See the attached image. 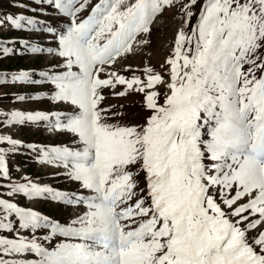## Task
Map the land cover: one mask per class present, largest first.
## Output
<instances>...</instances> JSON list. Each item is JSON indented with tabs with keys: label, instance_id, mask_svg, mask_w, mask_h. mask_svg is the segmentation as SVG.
<instances>
[{
	"label": "snow or ice",
	"instance_id": "1",
	"mask_svg": "<svg viewBox=\"0 0 264 264\" xmlns=\"http://www.w3.org/2000/svg\"><path fill=\"white\" fill-rule=\"evenodd\" d=\"M34 2L33 12L51 10L64 28L3 13L0 29L51 33L56 46L0 37V58L48 53L63 58L51 66L62 70L0 71V86L51 83L50 99L71 110H0V129L43 127L72 139L46 146L0 130V264H264V0H203L198 14L200 0H179L183 23L161 65L167 79L147 65L145 79L108 67L177 0ZM117 85L125 90L115 96L144 95L143 124L108 123L123 114L108 115L102 90ZM16 154L78 187L13 180L7 157ZM17 197L86 207L64 224ZM56 237L65 239L49 246Z\"/></svg>",
	"mask_w": 264,
	"mask_h": 264
},
{
	"label": "rangeland",
	"instance_id": "2",
	"mask_svg": "<svg viewBox=\"0 0 264 264\" xmlns=\"http://www.w3.org/2000/svg\"><path fill=\"white\" fill-rule=\"evenodd\" d=\"M24 3L29 4L28 9L21 7H14L13 0H0V14L3 13H24L29 16H36L38 19L50 23L51 25H59L60 29L64 28V24L59 20L53 19L54 13L51 10L43 12H33L32 8L40 7L34 0H23ZM187 3V0H183ZM203 0L193 8L194 13H199ZM180 2L177 0L174 7H166L162 14H158V18L151 28L150 34H141L137 37V41L133 43V52L118 58V62L108 67V71H116L126 78L132 76H139L145 79L144 67L150 66L156 72H160L167 79L166 69H161V65L172 54L174 48V41L177 34V29L183 23L181 19L182 13L179 11ZM85 12L82 15L86 16ZM197 16L193 15L186 31L191 30V26L196 23ZM0 37L9 39L26 38L32 43L41 46L55 47L57 41L54 34L42 32H27L25 30L11 29L10 26L0 29ZM140 40H148V44L139 43ZM15 48L22 51L23 46L19 43L15 44ZM63 58H57L48 53L42 54H13L9 57L0 58V71L16 72L19 70H49L61 71L62 69H52L51 66L58 64ZM39 78V77H34ZM101 78H106V73L101 74ZM55 86L51 83H44L42 85H28L23 83L9 82L6 85L0 86V94L9 93L10 95L0 100V110L20 109L25 111L31 110H44V111H69L71 106L66 103L54 102L50 99ZM125 90V86L117 85L115 89L104 88L102 95L105 99L101 103V107L110 109L108 115L111 116L112 112L122 113L123 115L118 118L108 120L112 124H126V125H141L144 123L145 118L150 115L143 107L144 95L141 93H129L126 97L115 96L114 92H121ZM164 89L161 88V98L159 103L163 104ZM38 92H47V97H41L39 100L32 101H15L13 96L15 94L34 95ZM5 133H10L14 138L21 139L25 142H36L43 145H57V144H70L71 137L67 135L49 134L46 129L34 127L11 128L4 127L0 129ZM7 145H5L6 147ZM7 162L11 170L13 180H23V177L28 176L33 181L41 184H47L60 190H75L78 185L70 183L63 177L53 175L59 169L51 166H43L38 160L30 157L27 154L9 155ZM140 187H144L143 173L139 176ZM6 191L0 189V192ZM17 202L23 206L33 207L35 210L46 214L53 219L67 224L74 214L82 212L86 206H65L50 201H28L26 198L17 197ZM60 217V218H59ZM65 239L63 237H56L49 246H54L59 240Z\"/></svg>",
	"mask_w": 264,
	"mask_h": 264
},
{
	"label": "bare ground",
	"instance_id": "3",
	"mask_svg": "<svg viewBox=\"0 0 264 264\" xmlns=\"http://www.w3.org/2000/svg\"><path fill=\"white\" fill-rule=\"evenodd\" d=\"M60 218V217H59Z\"/></svg>",
	"mask_w": 264,
	"mask_h": 264
}]
</instances>
